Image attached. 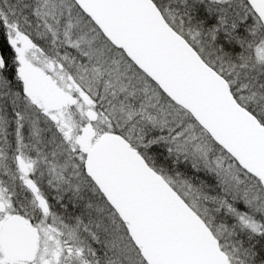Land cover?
<instances>
[{"label":"snow or ice","instance_id":"6c2138e0","mask_svg":"<svg viewBox=\"0 0 264 264\" xmlns=\"http://www.w3.org/2000/svg\"><path fill=\"white\" fill-rule=\"evenodd\" d=\"M0 264H264V0H0Z\"/></svg>","mask_w":264,"mask_h":264}]
</instances>
